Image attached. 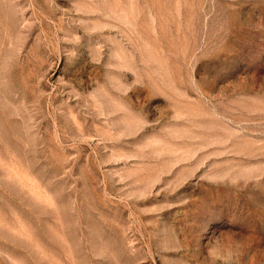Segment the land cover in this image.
Masks as SVG:
<instances>
[{"label": "rangeland", "instance_id": "obj_1", "mask_svg": "<svg viewBox=\"0 0 264 264\" xmlns=\"http://www.w3.org/2000/svg\"><path fill=\"white\" fill-rule=\"evenodd\" d=\"M0 264H264V0H0Z\"/></svg>", "mask_w": 264, "mask_h": 264}]
</instances>
